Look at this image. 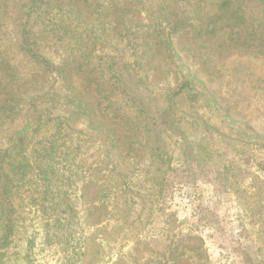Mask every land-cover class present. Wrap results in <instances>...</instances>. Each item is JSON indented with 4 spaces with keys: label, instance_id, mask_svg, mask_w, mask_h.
Here are the masks:
<instances>
[{
    "label": "rangeland",
    "instance_id": "rangeland-1",
    "mask_svg": "<svg viewBox=\"0 0 264 264\" xmlns=\"http://www.w3.org/2000/svg\"><path fill=\"white\" fill-rule=\"evenodd\" d=\"M34 1L9 0L10 17L3 19L8 22L9 32H0V40L12 50L11 60L18 68L39 67L23 50L21 35L24 12ZM198 1L205 17L217 13L222 2ZM245 4L247 11L255 15L264 10L262 0H245ZM154 9V0L143 5L134 22L151 24ZM91 23L94 30L101 31L97 14ZM124 39L118 45L122 40L114 36L112 48L105 44L95 50L94 46L89 48L87 73L74 76L76 94L85 93L82 97L90 102L97 121H111L103 100L105 92L111 91L106 84L115 82L111 79L115 73L111 63L118 52H127L126 60L132 64V74L125 75L132 82L127 88L129 92L153 96L163 108L167 107L168 88L178 91L185 78L181 79L179 71H168L160 57L157 69L148 71L138 66L135 61L139 59V41L134 37ZM200 39L204 46L216 49L197 53L207 59L209 73L200 71L196 57L181 58L190 78L197 82L174 99L171 111L180 129L155 135L138 128L132 159L126 161L121 153L115 168L110 155L98 152L108 142V128L95 132L76 120L77 130L90 136L86 147L89 152L84 157L87 167L100 160L108 165L102 181L106 185L104 192L97 196L92 185L80 184L86 191L84 196L79 191L76 199L81 222L62 230L47 229L39 223V207L29 202L26 191L22 192L24 201L12 197L7 213L14 214L12 218L16 213L19 221L6 229L8 241L0 264H165L167 250L181 242L194 244L196 237L205 244L209 264H264V78L259 67L262 62L257 56L259 52L221 49L222 43L228 46L227 34H204ZM50 56L51 62L59 60L56 54ZM66 92L56 73H51L49 81L29 93L23 100V110L0 130V150L12 147L18 131L29 122L40 124L48 118H68L73 111L64 107ZM121 98L119 93L122 101ZM1 99L4 97L0 96ZM123 100L125 108L133 112L130 99ZM79 114L80 117L87 113ZM133 114L136 115L135 111ZM115 128L118 133L128 130L122 126ZM44 132L47 133L44 130L42 135ZM160 140L163 148L153 158L151 147ZM112 177L115 181L109 183ZM115 183L118 185L113 188ZM94 206L100 210L91 213ZM98 219L101 224H92ZM53 233L64 237L53 240ZM70 233L73 236L68 239ZM187 262L198 264L199 260L191 257Z\"/></svg>",
    "mask_w": 264,
    "mask_h": 264
},
{
    "label": "trees",
    "instance_id": "trees-1",
    "mask_svg": "<svg viewBox=\"0 0 264 264\" xmlns=\"http://www.w3.org/2000/svg\"><path fill=\"white\" fill-rule=\"evenodd\" d=\"M8 1L0 0V32H9L8 22H3L4 18L10 17ZM151 1L35 0L24 12L21 35L23 50L39 67L28 65L18 68V64L11 60L12 50L0 40V96L4 97L0 100V130L23 110L25 97L40 88L47 79L49 81L51 73H56L63 91L67 90L63 97L67 105L65 109L70 107L73 111L68 118H48L40 124L29 122L18 131L12 147L0 150V261L5 256L4 248L8 241L6 229L14 227L19 221L16 213L15 218H12L14 214L7 213L12 197L24 201L22 192L26 191L29 202L33 201L39 207L42 215L39 223L47 229L62 230L78 226L81 222L76 203L77 193L82 190L80 184L92 185L97 189V196L104 192L106 185L102 181L108 165L100 160L87 167L88 160L84 157L89 152L86 147L90 136L83 130H77L76 120L88 124L95 132L108 128L105 135L108 142L98 152L110 155L109 161L115 168L118 167L115 161L121 157V153H124L126 161L132 159V153L136 151L133 138L138 128L155 135L168 133L169 130L177 132L179 122L171 111L174 99L197 82L190 78L188 69L181 62L182 56L196 57L200 71L210 72L207 59L203 60L197 55L202 49H216L204 46L200 39L204 34H227L228 46L222 43L221 49L231 47L234 50L259 52L257 56L262 62L259 67L263 69L260 74L264 78V10L261 15H255L247 11L245 0H222L217 13L205 17L198 0H154L153 22L148 25L135 23L134 18L142 12V6ZM262 2L264 5V0ZM96 14L101 19V31L99 28L94 30L91 23ZM114 36L122 40L117 42L118 45H122L127 37L139 41L136 50L141 60L135 61L138 66L146 67L148 71L157 69L160 67L157 57H160L168 71H179L181 79L185 77L178 91L168 88L167 107L163 108L153 96L143 93L136 96L129 92L127 88L132 82L125 75L132 74L133 68L131 62L126 60L129 57L124 51L118 52L116 59L112 60L115 73L111 79L115 82L106 84L111 91L105 92L103 100L105 113L111 121H97L90 102L82 97L85 93L76 94L74 76L87 73L88 49L94 46L95 50L103 44L112 48L116 42H112ZM53 54L58 55V61L49 60ZM119 93L122 101L119 100ZM124 97L132 102L129 107L134 108L133 112L125 108ZM79 113L87 114L79 117ZM120 126L128 129L126 133L116 132L115 127ZM44 130L47 133L42 135ZM154 144L149 146L153 158L158 157L163 148L162 140L154 141ZM111 179L109 183H114L113 177ZM114 185L113 188L118 184ZM81 193L86 195V191L82 190ZM13 203L19 207L16 201ZM97 210L100 207L94 206L90 212ZM92 224H101V219ZM72 236L70 233L67 238ZM63 237L64 234L60 233L52 235L56 241ZM196 241L191 245L181 242L167 250L165 254L169 256L165 264H190L187 260L191 257L199 260L198 264H209L203 240L196 237Z\"/></svg>",
    "mask_w": 264,
    "mask_h": 264
}]
</instances>
